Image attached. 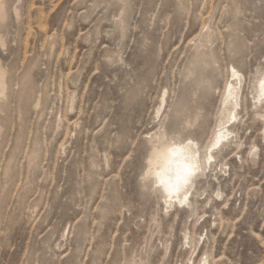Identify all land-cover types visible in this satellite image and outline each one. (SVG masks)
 I'll return each mask as SVG.
<instances>
[{
	"label": "rangeland",
	"instance_id": "1",
	"mask_svg": "<svg viewBox=\"0 0 264 264\" xmlns=\"http://www.w3.org/2000/svg\"><path fill=\"white\" fill-rule=\"evenodd\" d=\"M1 3L0 64L17 68L0 110V264H264V0ZM231 67L234 141L170 207L147 177L154 137L205 151Z\"/></svg>",
	"mask_w": 264,
	"mask_h": 264
},
{
	"label": "bare ground",
	"instance_id": "2",
	"mask_svg": "<svg viewBox=\"0 0 264 264\" xmlns=\"http://www.w3.org/2000/svg\"><path fill=\"white\" fill-rule=\"evenodd\" d=\"M7 9L8 8H6V4L4 3L0 4V27L1 29L6 23L7 15H9L7 14ZM0 36H3V35H0ZM0 43H1V47L4 48L6 46L5 39L0 38ZM203 62L204 61L201 60L198 62V64L201 65ZM13 64L12 66H10L11 70L9 71L5 70L0 64V103H1L0 110L4 108V105L7 104V103L5 104L6 100L10 98L8 92L12 91V83L14 82V79H15L13 75V71L16 70L17 68L15 65L13 66ZM233 70H235V74L237 76V78L235 79L233 78L234 76ZM31 72H32V69L25 68L23 72V76L19 80L20 88L18 91L17 99L19 100V103H20V107L18 109H20L21 111H23L22 108L25 107L24 105L21 107V105L23 104L22 101L24 100V98L26 96L31 97L29 96L30 91L32 90L31 81H30ZM230 74H232L233 80L227 83V86L224 91L223 110L221 112V118L219 120V125L217 128V131L214 133V137L212 138V141L206 147L205 151H202V148L199 146V142L196 141L194 138H190L185 141H180L179 139H176V140H170V142H164L165 140L163 141V139L161 138L162 136L154 137L157 144L152 147V151H151V155L149 159V170L147 172V177L149 179H152L156 183V185L159 188H161L166 198V204L169 205L170 207H173L174 203H179L181 205L191 203L192 201L191 199L194 195L193 189H194L196 181L202 175H204L208 169L213 168V165L217 163V158L220 156V154L228 147L229 144H232L234 141L235 133H236L234 126H235V123L238 121L239 108L241 107L242 100H243V93H242V77L243 76L241 75L240 71L237 70L235 67H231ZM262 82H264V72L261 78L257 81V84L254 89L255 91L254 101L256 102L255 105H258V107L259 105L264 106V96L261 95ZM230 85H231V88H229ZM230 96L231 98H229ZM28 99L30 100V98ZM25 101L26 102L24 103L27 104V100ZM34 102L37 103V101L35 100ZM43 104L44 103H42V105ZM233 113L235 114L234 119L232 118ZM232 121H234L235 123L231 124ZM220 133H223L221 142L219 143L217 147H213V145L215 144L217 140L218 134ZM172 150L176 151L175 155L172 154ZM191 163H195L199 166V170L197 171V174L195 175V177L186 186L182 185L179 192H170L167 187V182L171 181L172 183H175L177 174L178 173L182 174L185 166ZM162 180L165 181V183L162 184L161 183Z\"/></svg>",
	"mask_w": 264,
	"mask_h": 264
},
{
	"label": "snow or ice",
	"instance_id": "3",
	"mask_svg": "<svg viewBox=\"0 0 264 264\" xmlns=\"http://www.w3.org/2000/svg\"><path fill=\"white\" fill-rule=\"evenodd\" d=\"M234 72V76L233 78H237L236 74H235V70H233ZM229 88H231V85L229 86ZM261 95L264 96V82H262V92ZM231 98V96L229 97ZM232 118H235V114H232ZM223 137V133L218 134L217 140L215 142V144L213 145V147H217L219 145V143L221 142V138ZM172 154L175 155L176 151L172 150ZM199 170V166L195 163H191L189 165H186L183 173H178L176 176V181L175 183H172L171 181L167 182V187L168 190L170 192H179L180 188L182 185L186 186L187 184H189L191 182V180L195 177V175L197 174V171ZM161 183H165V181H161Z\"/></svg>",
	"mask_w": 264,
	"mask_h": 264
}]
</instances>
